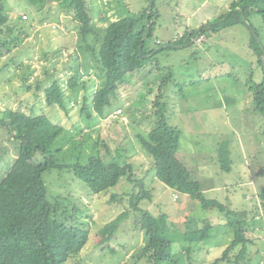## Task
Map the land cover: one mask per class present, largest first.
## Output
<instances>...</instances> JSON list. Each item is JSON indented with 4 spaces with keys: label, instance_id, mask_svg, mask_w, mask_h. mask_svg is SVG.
<instances>
[{
    "label": "rangeland",
    "instance_id": "obj_1",
    "mask_svg": "<svg viewBox=\"0 0 264 264\" xmlns=\"http://www.w3.org/2000/svg\"><path fill=\"white\" fill-rule=\"evenodd\" d=\"M87 1L93 2L96 14L91 22L94 33L86 37L80 35L71 17L60 14L55 3H47L41 12L27 0H5L3 4L11 23H21L26 36L18 48L0 58V118L30 129L29 147L37 144L44 149L51 142L60 143L62 165L77 160L83 163L90 155L107 160L106 148L114 157L115 149L125 148L132 179L141 181L132 183L121 177L104 193L89 195L82 183L69 177L68 170L44 172L48 196L59 205L60 218L66 215L71 220L75 215L89 232L85 246L65 264H149L145 259L131 258L144 243V231L134 230L135 211H129L109 243L98 244L100 229L128 208L126 198L115 202L111 195L136 193L140 184L151 201L140 202L139 208L153 216L167 215L177 228L170 249L174 262L165 264H214L232 241L231 228L217 210L202 209L197 201L154 177L151 158L136 137L153 128L156 98L164 105L168 124L180 133L176 157L200 183L203 196L218 200L241 217L250 218L252 210L258 212L254 229L246 233L252 243L244 255L238 246L229 255L230 263L224 260L218 264H264V209L258 198L264 185V117L251 110L253 91L248 84L249 76L259 83L262 72L247 49L249 32L236 26L218 34L205 33L190 43L186 39V33L224 16L233 0H155L154 9L160 17L147 44L156 48L155 41L159 40L167 48L168 43L180 38L185 44L157 53L139 75L128 74L105 107L106 118L91 120L81 109L85 101L90 103L101 82L94 54L102 33L109 22L138 14L150 0ZM250 22L263 29L259 16ZM75 75L85 89L80 85L74 94L67 78ZM54 80L63 90L65 111L45 102L43 87ZM9 139L8 132L0 127V222L11 241L18 242L19 231H27L32 223L27 213L40 207L33 178L43 158L36 153L30 162L23 163ZM226 140L232 160L229 173L222 172L216 162L218 145ZM95 143L99 155L92 147ZM244 194L246 198H242ZM184 221L188 223L178 229V223ZM204 221L213 227L210 237L192 245L200 253H185L182 234L194 231Z\"/></svg>",
    "mask_w": 264,
    "mask_h": 264
},
{
    "label": "trees",
    "instance_id": "obj_2",
    "mask_svg": "<svg viewBox=\"0 0 264 264\" xmlns=\"http://www.w3.org/2000/svg\"><path fill=\"white\" fill-rule=\"evenodd\" d=\"M27 1L33 5L36 12H41L47 3H55L60 14L71 17L72 21L77 23L82 37L94 33L91 25L96 14L93 2L91 5L87 0ZM154 2L155 0H150L149 6L138 14L122 16L109 22L104 29L99 47L94 54L101 70V82L98 88L93 91L90 103L87 104L85 101L81 109V113L85 114L89 120L94 117L106 118L104 109L128 74L136 73L139 75L144 67L152 62L157 53L185 44L181 38L175 40L173 44L168 43L167 48L162 47L163 45L159 40L155 41L156 48L147 44V40L153 38L157 27L156 22L160 17L158 11L154 9ZM3 4H5V0H0V58L18 48L26 36L21 23H11ZM96 10H98L97 7ZM254 16L261 18L263 29L258 30L250 22V18ZM236 26H242L248 30L247 49L255 56L262 72L259 83L254 81L253 76H249L250 82L248 84H251L250 87L253 91L251 110L264 117V0H233L224 16L216 19L213 23L201 26L191 34L186 33V39L190 43L192 40L196 41L204 36L205 33L218 34L224 29ZM67 79V84L74 94L80 85L82 89H85L84 84L79 83L77 75ZM40 90L41 87L38 86L37 91ZM43 93L48 106H57L65 111L63 90L58 80H54L49 86L43 87ZM157 99L153 104L155 108L153 128L146 134L136 137L141 149L151 158V169L154 172V177L169 189L182 195H188L192 200L197 201L202 209H215L224 216L227 225L231 228L233 238L214 264L224 260L229 262L230 253L238 246H241V256L244 255L248 245L252 243V240L246 237V233L248 230L250 231V228L254 229L256 224L254 219L258 217L255 216L258 213L257 210H252L250 218L244 215L241 217L218 200L206 199L203 196L200 183L192 179L190 171L176 157L180 133L177 127L168 124L163 112L164 105ZM0 127L8 132L9 140L16 145L18 156L23 160V163L30 162L36 153L43 158L42 162L36 166L33 178V182L39 191L40 207L32 208L27 213L32 222L29 229L25 232L19 231L18 242H12L0 222V264H65L69 259L79 254L88 240L89 232L86 230L85 224L75 215L71 220L66 215L60 218L59 205L56 202L52 203L48 196L43 179L44 172L55 169L68 170L69 177L82 183L87 188L89 195L104 193L116 186L121 177H126L127 181L132 183H140L141 181L132 179V167L126 159V149H115L113 153H116L117 157H114L106 148V153L109 156L107 160L100 156L90 155L83 163L77 160L72 164L62 165L58 158L62 152L60 143L53 144L51 142L44 149L37 144L29 147L30 129H23L20 125L7 122L1 118ZM229 145L228 140L221 142L216 154L217 165L225 173H229L232 166ZM92 147L98 151L99 155L97 144L95 143ZM92 147L91 149H93ZM79 148L85 150L82 146ZM119 151L123 152L124 155H119ZM139 188L141 189L136 193L126 196L111 195L112 201L115 202H119L123 197L126 198L128 208L100 229L98 244L103 246L109 243L117 232L120 223L128 217L129 211H135L137 217L134 230L144 231V243L141 250L135 256L132 255L131 258H135V261L145 259L149 264L173 263L174 259L170 249L174 243V231L177 229L174 226L175 223L169 221L165 214L153 216L148 210L139 208L140 202L151 201L149 192L143 189L141 184ZM172 197L176 198V195ZM246 197L247 194L242 196V198ZM258 198L264 209V185L259 189ZM14 224L20 227L19 222ZM212 231L211 224L204 221L194 231L181 234L183 235V242L191 244L208 239ZM25 235L26 238L23 240ZM189 253L190 250L187 254Z\"/></svg>",
    "mask_w": 264,
    "mask_h": 264
},
{
    "label": "crops",
    "instance_id": "obj_3",
    "mask_svg": "<svg viewBox=\"0 0 264 264\" xmlns=\"http://www.w3.org/2000/svg\"><path fill=\"white\" fill-rule=\"evenodd\" d=\"M244 184V183H243ZM239 210V209H238ZM188 222H186V221H184L182 224H179L178 223V226L180 227V228H182L183 227V225L185 226L186 224H187ZM197 243H200V242H195V243H191V244H189V243H185V242H183V244L185 245L186 244V246L184 247V252L185 253H187L189 250H190V253L189 254H195V253H200V251H195L194 250V248H193V244H197ZM192 246V247H191ZM202 247H205V246H202ZM205 254H208L207 252H204ZM196 258H198L197 256H196ZM195 262H197V259H193Z\"/></svg>",
    "mask_w": 264,
    "mask_h": 264
},
{
    "label": "built area",
    "instance_id": "obj_4",
    "mask_svg": "<svg viewBox=\"0 0 264 264\" xmlns=\"http://www.w3.org/2000/svg\"><path fill=\"white\" fill-rule=\"evenodd\" d=\"M24 19H25V17H24ZM198 39L200 40V39H201V37H200V38H198ZM198 39H197V40H198ZM116 113H117V114H120V110H117V111H116Z\"/></svg>",
    "mask_w": 264,
    "mask_h": 264
},
{
    "label": "clouds",
    "instance_id": "obj_5",
    "mask_svg": "<svg viewBox=\"0 0 264 264\" xmlns=\"http://www.w3.org/2000/svg\"><path fill=\"white\" fill-rule=\"evenodd\" d=\"M202 38V37H201Z\"/></svg>",
    "mask_w": 264,
    "mask_h": 264
}]
</instances>
